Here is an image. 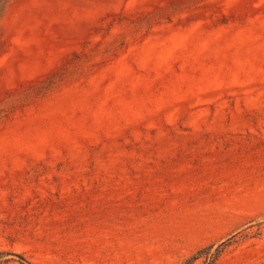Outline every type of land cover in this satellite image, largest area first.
I'll list each match as a JSON object with an SVG mask.
<instances>
[{
	"label": "rangeland",
	"instance_id": "rangeland-1",
	"mask_svg": "<svg viewBox=\"0 0 264 264\" xmlns=\"http://www.w3.org/2000/svg\"><path fill=\"white\" fill-rule=\"evenodd\" d=\"M17 254L264 264V0H0V264Z\"/></svg>",
	"mask_w": 264,
	"mask_h": 264
},
{
	"label": "trees",
	"instance_id": "trees-1",
	"mask_svg": "<svg viewBox=\"0 0 264 264\" xmlns=\"http://www.w3.org/2000/svg\"><path fill=\"white\" fill-rule=\"evenodd\" d=\"M225 244H228V242H226ZM17 255H18V257H20V259L23 261L24 264H34V263L28 261L23 255H21V254H17Z\"/></svg>",
	"mask_w": 264,
	"mask_h": 264
}]
</instances>
